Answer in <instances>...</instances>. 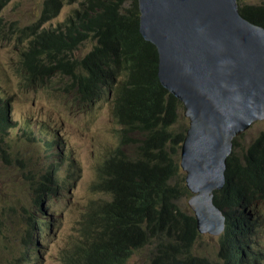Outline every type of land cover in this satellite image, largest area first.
Listing matches in <instances>:
<instances>
[{"label": "trees", "instance_id": "trees-1", "mask_svg": "<svg viewBox=\"0 0 264 264\" xmlns=\"http://www.w3.org/2000/svg\"><path fill=\"white\" fill-rule=\"evenodd\" d=\"M63 1L79 7L63 24L44 30L52 41L54 59L59 55L66 59L59 68L58 87L74 90L77 100L92 106L110 97L111 119L119 126L117 134L136 128L142 136L141 145L130 154L124 151V145L102 157L92 189L108 199L98 198L92 203L78 244L67 252L63 264H126L133 251L149 244L151 238H159V242L150 264H212L193 254L192 242L200 237L193 217L183 215L171 203L182 195L190 196L184 185L178 186L181 179L174 160L167 159H178L187 124L178 129L182 106L161 87L156 49L139 34L137 0H45L42 16L57 13ZM239 12L247 21L264 28L263 5L245 6ZM39 22L46 28L49 17ZM85 42L94 45L87 54L75 58L76 46ZM102 52L109 61H116L112 71L110 66H102ZM20 70L27 82L28 76L34 78L30 66ZM65 79L69 82L65 83ZM103 80L107 82L100 84ZM2 99L0 133H5L14 124L10 106ZM238 150L234 139L226 161V182L214 199L217 206L225 203L227 193L239 194L241 190L249 194L253 203L264 201V135L240 156ZM43 183L34 204L41 215L47 216L40 200L52 190L48 179ZM48 207L47 203L45 209ZM231 209L229 205V216ZM35 223L39 233L43 224L47 229L50 226L41 217ZM247 229L243 220L227 222L218 252L221 262L213 264H264V252L254 251V242L246 240Z\"/></svg>", "mask_w": 264, "mask_h": 264}, {"label": "rangeland", "instance_id": "rangeland-1", "mask_svg": "<svg viewBox=\"0 0 264 264\" xmlns=\"http://www.w3.org/2000/svg\"><path fill=\"white\" fill-rule=\"evenodd\" d=\"M44 1L0 0V98L8 101L12 120L16 122L15 127L0 133V264L5 256L12 257L16 264H63L67 252H72L78 244L92 203L98 198L108 199L92 189L103 157L100 147L106 143V150H101L105 155L117 145H125L124 151L129 154L142 140L134 127L117 134L118 126L110 118V97L92 107L82 104L73 92L69 107L61 100L64 85L35 86L25 80L18 64L14 65L19 56L24 57L22 52H26L29 60L36 61L30 67L40 80L48 86L60 82L56 55L52 54L54 47L44 30L63 24L79 6L63 1L57 13L42 16ZM242 4L264 5V0H244ZM42 17H49L47 28L39 22ZM31 28L40 30L34 39L29 37L35 31L26 30ZM91 45L94 42L77 45L74 57L84 56ZM186 121L179 111L178 129ZM261 133H264V121L249 127L237 141L238 147H248ZM45 179L49 180L52 191L42 195L40 206L47 216L41 215L34 204ZM47 203L49 207L45 209ZM185 205V199L173 202L181 211H185ZM256 212L264 215V208L259 206ZM41 216L51 222L50 231L44 225L42 234L37 233L35 223ZM28 232L39 239L38 249L32 248V253L23 243ZM219 236H201L194 254L205 260L214 259ZM152 241L134 250L126 264H150L155 257V245L147 247ZM261 243L264 246V239ZM26 254L31 255V263L22 260ZM20 255L23 256L16 261Z\"/></svg>", "mask_w": 264, "mask_h": 264}, {"label": "water", "instance_id": "water-1", "mask_svg": "<svg viewBox=\"0 0 264 264\" xmlns=\"http://www.w3.org/2000/svg\"><path fill=\"white\" fill-rule=\"evenodd\" d=\"M202 3V0H137V7L139 33L143 38L146 35L152 36L150 40L155 45L172 44L171 51L181 54L174 61L179 60L180 64L195 62L200 68L187 75L181 68L175 70V63L167 66L165 60L164 65H159L158 79L161 86L178 97L187 108L184 115L189 119V127L184 152L180 156V166L187 169L185 186L198 197L212 198L211 192L224 183L225 159L230 154V136L246 131L253 115L259 117L264 112V85H260L264 80V36L252 27L244 31L234 14L233 0H208ZM224 8L225 17L221 16ZM160 18L165 22L156 26ZM219 31H224L226 37L238 33L241 38L253 42V45L248 43L241 52L248 67V78L241 84L231 82L234 77L242 80L236 75L241 69L239 67L235 72L222 76L225 85L221 83L216 91L207 93L205 89L208 85L212 86L213 77L217 72L227 69L225 61L230 59V54L225 51V40L219 41L216 35ZM214 40L216 48H213L214 45L204 47L206 41L212 44ZM164 59L162 55L159 57L160 61ZM231 74L233 78H230ZM187 81L190 84H186ZM231 84H234L232 88L225 90ZM192 102L200 104L198 115L205 118V126H199L196 133V115L190 110ZM191 209L194 213L205 212L203 206H192ZM214 219L216 217L211 218L208 214L196 217L198 233L215 234L209 226Z\"/></svg>", "mask_w": 264, "mask_h": 264}, {"label": "bare ground", "instance_id": "bare-ground-1", "mask_svg": "<svg viewBox=\"0 0 264 264\" xmlns=\"http://www.w3.org/2000/svg\"><path fill=\"white\" fill-rule=\"evenodd\" d=\"M202 1H203V3L201 5L205 4L208 0H202ZM233 1L235 3V9L233 8L234 9V14H235L236 18L239 21L238 23L240 25H242L244 31H246L248 29H251L250 27H252L254 29H258L260 35L263 34V36H264V28H262L260 26H257L255 24L247 21L245 18H243L240 15V12H239V10L241 8L245 7V6H247V7H252V6L253 7H257V6H261V5H243L242 3H243L244 0H240L239 2H238V0H233ZM168 13H170L169 10H168ZM221 16L225 17V8L223 9V11L221 13ZM164 22L165 21L160 18V20L156 21V26L162 25ZM139 24H140V19H139V11H138V30H139ZM200 29H199V31H200ZM252 34H253V31H252ZM152 35L155 36V32H153ZM216 35L219 37V39H220L219 41H224L225 40V51L230 54V59L225 61V65L227 66V69H225L224 71L217 72L218 74L213 77L212 86L208 85V88L205 89L207 93H212L213 91H216L219 88V86L221 85V83H224V85H225V79H223L222 76L226 75V74H228L230 72H235V70H237L239 67L241 69H240L239 73L236 72V75H237L238 78H242V80L239 81L236 77H234L231 74L230 78L234 77L233 81L231 80V82H240V84H241L242 82H245V80L248 78V74L246 72V71H248V67H247V65L245 63V60L243 59V55L241 54V52L243 50H245V48L247 47L248 43H250V45H253V42H251L249 39L247 40L245 38L244 39L241 38L238 35V33H235L234 35H232L230 37H226L224 31H219ZM151 37L152 36L146 35L145 38H143V37L142 38H143V40L145 42L153 45L155 47V49H156L157 56H158V58H157V60H158V63H157V77H158L159 65H164L165 60H167V62H168L167 66H172L175 63L176 64L175 65V70L181 68V69H183L185 71V73L187 75H189L193 70L200 69L198 66H196L195 62H190V63L187 62V63H184V64H180L179 60L174 61L173 59H176L178 56H181V54L180 53L176 54L175 51H171L172 44H169V46H165L164 44L160 45L159 43H158V45H155V44H153L151 42V40H150ZM214 43L216 44V40L212 41V44L209 43L208 41H206L205 42L206 46H204V47H207V46L211 47L212 45H214ZM213 48H216V45H214ZM205 49H207V48H205ZM161 55H162L163 58H165L163 61L159 60V57ZM166 57H167V59H166ZM234 57H236V58H234ZM204 60H205V58H204ZM172 71H173V68L169 72L171 73ZM28 77H29V83L30 84H33L35 86L42 85L40 80L36 81L35 78H32L30 76H28ZM256 77L257 76L255 75V78ZM158 81H159V79H158ZM186 84H190V82L187 81ZM186 84H184V85H186ZM184 85H181V87H183ZM232 85H234V84H231V85H228V87H225V90H230L232 88ZM237 85H239V83ZM260 85H262V86L264 85V80L260 82ZM161 87L163 89H165L163 86H161ZM170 95L173 96L172 94H170ZM173 97L181 104V102L177 99L178 97H176V96H173ZM0 99H2V98H0ZM78 100H80V99H78ZM4 101L8 103L7 100H4ZM81 102H82V104H85L87 106H92L91 104L85 103L84 101H81ZM191 104H193V105L192 106L190 105V110L196 115V125H195V129H194V133H196L199 126H205V118L202 115H198V105H200V104L196 103V102L195 103L192 102ZM93 105L94 106H92V107H96L98 105V103L95 102V103H93ZM181 106H182V108L179 111H182L183 118L184 119L186 118L188 120V122L186 121L187 122V129H188V127H189V119L184 115V112H185V110H187V108L185 106H183L182 104H181ZM10 111H11V109H10ZM179 111H178V113H179ZM10 120L14 124V126H12L11 128L15 127L16 122H14L12 120L11 112H10ZM260 121H264V112L261 113L259 115V117H257L256 114H254L252 119L248 122L249 127H251L254 123L260 122ZM11 128H9L8 130H10ZM187 129H186V131H187ZM118 130H119V126H118ZM246 131H244V132H246ZM243 133L242 132H236V133H233L230 136V138H229V144H230L229 153L230 154L225 159V168H226V161L230 158V155L232 153V142H233V140L234 139H237V141L241 140L240 136H242ZM263 135H264V133H261L256 140L252 141L249 144L248 147L239 148L237 154L240 156L243 152H246ZM186 137L187 136H186V133H185L184 139H183L182 144H181L178 160H180V156L183 155V152H184L183 150H184V146H185ZM191 146H194V144L191 143ZM241 164H243V162H241ZM184 168L185 167L181 168V172L178 173V177H179V179H181L179 184H178V186H183L185 184L186 178L184 176H186L187 169L184 170ZM261 170H262V172L264 171V169H261ZM197 171H199V168L197 169ZM225 182L226 181H225V170H224V183L219 189H215V190H213L211 192L212 198H207L206 196L198 197L197 195H194L192 193V191L189 190V189H187L186 191L189 192L190 196L182 195L180 198H178V201L181 200V199H183V200L185 199L186 200L185 211H182L183 215H185V216L186 215H191L193 217L192 220L194 221L195 225H196L195 218L200 216V215L208 214L211 218L216 217V219L211 221V224H209V226L216 232L215 234H220V236L218 237V241L219 242H220V239H221V237L223 236V234H224V232L226 230L227 222H231L232 220H237V221L241 222L243 220L242 217L240 216L239 210H242V211H245V212H249V213L250 212H254L257 215H259L256 212V209L259 206H246V205L240 204V202H237V200H236V197H237L238 194H233L232 195V194L227 193V196L225 198V203L222 205L221 204L222 202H220V204L218 206L215 205L214 199L218 195V193L223 189ZM43 186H44V183H43ZM54 190H55V188H54ZM229 201H231V202H229ZM190 203H191V206H190ZM238 203H239V205H238ZM229 205L232 208L231 209V213H232L231 216H229L228 213H227ZM192 206L200 207V208H201V206H203L205 208V212L204 213H202V212L200 213V211H196L194 213L192 211V209H191ZM41 218H42V216H41ZM43 221H45V220H43ZM244 223H245V221H244ZM44 225L46 226V224L42 225L41 234L44 231ZM50 229H51V222H50L49 229L46 228L45 230L47 232H49ZM36 230H37V228H36ZM247 230H248L249 238L250 239L254 238L255 237L254 232L252 230H250V229H247ZM263 230H264V227H263ZM37 233H39L38 230H37ZM26 235L27 236L23 240V243L28 245L29 248H27V249H28L29 253H32V251H31L32 248H33V250L36 249V251H37L38 245H39V239L37 237L35 238L33 233H31V232H28ZM251 243H252V241H251ZM252 249L254 251H256V252H259V251L260 252H264V246H263L262 243H254L253 246H252ZM23 257H26V259H28L27 263H31L30 262L31 261V255L30 254H26ZM3 264H16V262H15V260L12 257L5 256V261H4Z\"/></svg>", "mask_w": 264, "mask_h": 264}, {"label": "clouds", "instance_id": "clouds-1", "mask_svg": "<svg viewBox=\"0 0 264 264\" xmlns=\"http://www.w3.org/2000/svg\"><path fill=\"white\" fill-rule=\"evenodd\" d=\"M27 31H31L29 29H26ZM45 30H48V29H45ZM40 30H37L35 31L33 34L30 35V39H34L37 37L38 35V32ZM84 44H82L83 46ZM76 52V51H75ZM75 52H74V55H75ZM101 53V52H100ZM103 53V56L100 58V62L102 64V66H105V65H108L110 66L111 68H109L110 71L113 70V66H114V61H109L108 60V57L106 56V53L105 52H102ZM23 56L25 58H27V61L24 60V57L22 56H19V60H18V63H14V65L16 66L18 64V69L19 67H27V66H30V65H36V61H33V60H29V56L26 52H22ZM87 54V53H86ZM67 55H68V51H67ZM65 57H61L60 55L57 57V60H55V62L58 64V67L60 68L61 66L64 65L66 59ZM64 60V61H63ZM32 62V64H31ZM97 70V69H96ZM31 75L37 80H40L39 77H37L32 71H31ZM58 78L61 82V74L58 75ZM96 79V77L93 78V80ZM41 84L44 85L45 87H49V88H56L59 86V83H56L54 84L53 86H48L47 84H45L42 80H40ZM65 83H68L69 80L68 79H65L64 81ZM107 81L103 80L101 81L100 84H103V83H106ZM74 90H68L66 86H64L63 88V91H62V96H61V100L65 101V105L71 107L72 104H71V101H72V98L74 96ZM45 94L48 95V93L46 92ZM3 98V97H2ZM66 98H70L69 100H65ZM110 118H112V114H110ZM113 126H115L113 123H111ZM112 126V127H113ZM114 133V132H112ZM104 146V148L102 149L101 147ZM99 149V153L101 156H104V154L101 152V150H106V143H104ZM118 146H121V145H117L116 147ZM115 147V148H116ZM138 148V147H137ZM137 148H135L133 151H135ZM132 151V152H133ZM130 154V153H129ZM168 160H174V164L176 166V170L179 171V173L181 172V168H183V166H180V160H176V159H171L169 157H167ZM184 176V175H183ZM186 178V176H184ZM184 188L185 190H187L185 184H184ZM177 200V199H176ZM176 200H172L171 203L173 204L174 201ZM236 200L237 202H240V204H243V205H246V206H260L262 208H264V201L263 200H259V201H256L255 203H253L251 200H250V197H249V194L246 192V191H239V194L237 195L236 197ZM239 213H240V216L242 217V219L245 221L246 223V226L248 229L252 230L254 233L256 234H259L257 237H254L252 239H249V238H246V240H251L252 242L254 243H261L264 239V230H263V227H264V215H257L256 213L254 212H245V211H242V210H239ZM251 224H255L252 228H250ZM195 228H196V225H195ZM197 234L198 231L196 230ZM216 233V232H215ZM207 235H212V234H205V235H201L199 234L200 237L197 236V238L192 242V248H193V254H194V247L197 243V241L201 238V236H207ZM228 237V236H226ZM153 239L152 243L147 247L149 248L151 245H156L158 242H159V238H151ZM219 247H220V242L217 241V251H216V254H215V258L214 259H208L207 261L210 262V263H220V259L218 257V252H219ZM195 255V254H194ZM23 255H20L16 261H19V259H21ZM198 256V255H196ZM200 257H203V256H200ZM22 260L24 261V263H27L28 259H26V257H23Z\"/></svg>", "mask_w": 264, "mask_h": 264}]
</instances>
